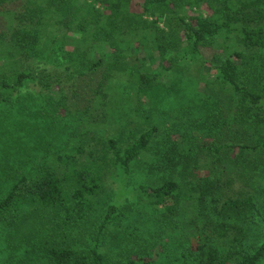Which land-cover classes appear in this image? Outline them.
Returning <instances> with one entry per match:
<instances>
[{
	"label": "trees",
	"instance_id": "16d2710c",
	"mask_svg": "<svg viewBox=\"0 0 264 264\" xmlns=\"http://www.w3.org/2000/svg\"><path fill=\"white\" fill-rule=\"evenodd\" d=\"M207 1L211 15L201 12ZM128 2L22 0L25 11L8 21L7 32L0 22V119L12 118L10 138L33 154L29 166L24 160L1 165L0 182L7 183L0 190L2 263L260 264L264 86L247 79L264 73V0H145L138 15L125 12ZM8 8L0 0V13ZM189 11L194 15L187 17ZM165 14L177 17L182 35L149 31L148 17ZM223 32L236 33L244 48L212 63L204 48ZM67 35L65 72L85 86L75 99V122L66 97L44 94L61 82L56 71L46 63L38 71L22 67L24 60H42L45 45ZM145 41L161 57L167 48L175 51L163 71L127 60ZM180 60L207 63L213 71L206 84L212 106L203 104L208 109L191 129L166 126V113L155 111L158 92L147 96ZM36 80L41 99L21 95ZM130 98L149 102L143 109L151 113ZM62 107L67 113L58 115ZM150 155L158 156L151 175L163 173L164 181L131 186L126 192L140 194L135 203L117 198L100 206L105 180L123 183Z\"/></svg>",
	"mask_w": 264,
	"mask_h": 264
},
{
	"label": "rangeland",
	"instance_id": "374dc122",
	"mask_svg": "<svg viewBox=\"0 0 264 264\" xmlns=\"http://www.w3.org/2000/svg\"><path fill=\"white\" fill-rule=\"evenodd\" d=\"M144 3L145 0H129L128 4L125 5V12L131 13L133 15H138L144 12ZM21 4L22 0H8V14L5 15L3 13H0V22L2 23V27L6 30V32L7 27L5 26L8 25V21L13 18V22H15L14 16L25 11L24 6H21ZM10 5H14L13 10ZM97 7L103 8L105 6L97 4ZM212 7V3L210 1H207L206 4L201 7V12L207 15H211L213 14ZM194 13L195 12L189 11L187 12L186 16L191 17L194 15ZM133 15L129 18L132 22L136 19ZM148 19H150L149 24L151 26V29H149V31L151 32L164 34L168 39L171 35L173 36L174 33L180 34L181 32L182 35L183 27L177 17L172 14H165L162 20L158 19L157 16L152 18L148 17ZM156 23L159 25V28H157V26L155 25ZM226 34L227 33L223 32L221 36L215 39L217 40L216 42L209 43L204 48L207 58L212 63L217 62L214 61L217 56H227L228 53H233L236 50L240 51L244 48L243 45L239 42L240 40L237 39L238 35L236 33L232 32L229 33V35ZM7 36H9V33H7ZM69 38L70 35H67L65 37V39L67 40L65 41L59 40L55 41V43L53 42L54 44L50 43L45 45V50L48 51L47 53L50 55L46 53V56H44L40 61L38 59H28V61L24 60L22 62V67L23 69H33V71H38V68L43 67L44 63H46L50 71H52L53 73L54 71H56L59 78L61 79V82H55L53 84L52 91H44V94L46 97V94H48V96L52 94L53 96H56L58 98L66 97L68 102H70L71 104L73 113L69 117L71 118V121L75 122V99L83 94L85 86L84 84L80 85L79 82L77 84L75 78H72L65 72V65L67 62V60L65 59V52L69 48ZM152 44V42L145 41L143 49L139 48L138 44H136V54L129 57L127 60L137 63H141L140 60H145L144 64L145 70L147 72L158 73L163 71V67L169 66L171 61H173V58L175 57V51L172 50V48H167L164 56L161 57L159 50L155 47L153 48ZM53 50L55 51L54 54L52 53ZM151 54L154 55L153 62L148 57ZM262 54L263 55L262 58H260L259 64L261 67L264 66V61L262 60L264 59V52H262ZM40 62L42 63L41 65ZM212 73L213 71L207 63L205 64L202 62L199 63L190 60H180V63L176 70L168 71L164 76L161 77V83L158 88L148 89V97L149 94L154 96L157 92L160 96L157 102L158 109H155V111L157 113H166V119L163 120V123L166 126L173 127V125H175L177 128V126L184 125V127L191 129V123L194 121V119L199 115H205L208 106H212V103L210 104V102L212 101L209 97L211 95V92L206 88V84L213 77ZM261 73V75H253L247 80H249L251 84L255 85L260 81L264 86V73L262 71ZM74 82L76 85H74ZM77 85L78 87L75 96ZM120 87L122 89L127 88V86L122 85H120ZM40 89H42L40 82L38 83L37 80L32 82L30 81L21 89L20 93L21 95H29L30 93L35 98L41 99V94H39V92L41 91ZM130 99V103L136 105L138 109H143L149 104L148 102L143 105L144 100L146 99L145 97L143 98V102L136 100L135 98ZM212 99H214V96H212ZM205 103H208L209 105H203ZM62 108L63 109L57 112L58 115L61 114V112L64 114L67 113V109L65 107ZM144 110L145 109H143V111ZM126 113L127 115H133V119L138 116L132 111H126ZM150 113L151 111L149 110L144 111L145 115H149ZM140 115H143V112H141ZM11 119L12 118H9V120H6L4 118L0 119V169L1 165L3 166L6 162L18 164L21 160H24L26 161V163H28L27 166H29V163L33 160V154H29L30 151L28 149L26 150L22 142H17L18 140H13L10 138L9 132L14 127ZM5 120L6 122H8V124L5 122ZM173 133L176 134L177 132ZM206 145L207 144L204 143L202 147H207L208 145ZM30 156L32 157V159ZM156 157L158 156L155 155V157H153L150 155V158L142 157L137 164L138 167L134 168L133 174L128 177L127 180L123 183H120L119 179L115 177H109L107 180H105V183L102 187L103 190L100 193V201H98L99 205L101 206V204L108 203L109 201L115 200L117 198H119L120 201H122V203L124 204L132 202L135 203L139 200L140 194L137 190L126 192L128 189L130 190L131 186H136L139 183L149 184L153 182L161 183L162 181H164L163 173L160 174L154 171V175H151V167ZM5 189H7V183L0 182V190L5 191ZM140 207L143 208L142 206ZM262 231V233H264V229H262ZM195 242H197V240H195ZM4 257L5 253L1 251L0 247V264H3L2 260L4 259ZM260 264H264V260H262Z\"/></svg>",
	"mask_w": 264,
	"mask_h": 264
}]
</instances>
